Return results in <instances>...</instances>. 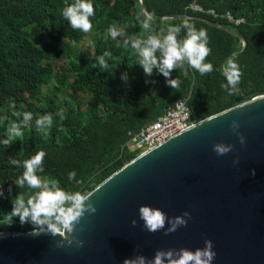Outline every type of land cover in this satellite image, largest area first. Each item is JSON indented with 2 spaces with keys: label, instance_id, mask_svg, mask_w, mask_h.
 I'll return each mask as SVG.
<instances>
[{
  "label": "trees",
  "instance_id": "trees-1",
  "mask_svg": "<svg viewBox=\"0 0 264 264\" xmlns=\"http://www.w3.org/2000/svg\"><path fill=\"white\" fill-rule=\"evenodd\" d=\"M71 2L0 0V136L16 119L14 111L33 113L24 135L9 148H0V186L6 196L10 187L15 191L18 175L7 157L27 158L43 149L48 153L46 178L91 192L139 155L127 149L129 133L137 134L178 101L186 100L195 123L242 104L237 92L229 95L222 87L227 83L222 64L225 69L229 60L242 72L238 88L248 96L264 92V0H94L96 14L89 33L73 30L63 20L61 10ZM141 12L154 14L158 31L186 22L206 29L214 71L203 76L190 68L187 76L183 69L174 71L173 78L182 81L176 89L155 74L151 79L156 84L146 85L142 69L122 47L123 38L114 41L106 35L107 27L116 23L129 32H142L136 23ZM104 52L109 53V72L96 68V57ZM124 71L134 77L127 87L119 79ZM61 111L66 117L62 122ZM44 113L54 117L47 137L35 125ZM70 171L77 173L73 182L67 181ZM10 211V200L0 199V212ZM29 231L32 226L18 219L0 226V233Z\"/></svg>",
  "mask_w": 264,
  "mask_h": 264
},
{
  "label": "water",
  "instance_id": "water-1",
  "mask_svg": "<svg viewBox=\"0 0 264 264\" xmlns=\"http://www.w3.org/2000/svg\"><path fill=\"white\" fill-rule=\"evenodd\" d=\"M236 92L242 104L142 153L93 189L87 203L96 212H85L71 245L44 233H0V264H124L138 256L150 264L158 250L195 251L205 240L214 244L213 264H264V92ZM220 143L232 151L217 155L213 147ZM141 205L191 218L175 232L164 234L166 220L151 233L139 217Z\"/></svg>",
  "mask_w": 264,
  "mask_h": 264
},
{
  "label": "clouds",
  "instance_id": "clouds-1",
  "mask_svg": "<svg viewBox=\"0 0 264 264\" xmlns=\"http://www.w3.org/2000/svg\"><path fill=\"white\" fill-rule=\"evenodd\" d=\"M96 8L94 0H72L66 4L61 15L63 20L73 30L89 33L93 30L92 19L95 17ZM145 16L143 12L137 15L136 23L142 32H129L127 26L119 23L110 24L106 29V35L116 40L122 39V47L133 58L134 65L139 66L146 79V85H155L156 81L151 79L153 75L164 77L165 85L172 89L179 88L182 81L179 77L173 78V72L183 69L184 75H188V69L194 70L201 76L214 71V64L208 60L212 53L209 47L208 32L204 28H197L195 23L186 22L183 25H169L166 29L157 30L154 27L152 16ZM108 52H104L96 57V68L101 72L111 71L106 59ZM185 65L187 67H185ZM227 83L222 85L229 95L238 90L242 72L239 65L229 60L224 69ZM119 79L124 86H129L134 77L128 71L121 72ZM152 92H155L154 90ZM12 115L16 118L10 121L2 136H0V148L7 149L13 141L24 135L28 122L33 120V113L30 111H14ZM64 113H59V120L65 119ZM199 124H194L193 129ZM54 124L52 113H44L35 120L38 131L45 137L50 134ZM233 131L238 130L239 124L232 122ZM240 143L244 144L245 139L241 135ZM213 151L223 156L232 151L231 145L223 143L216 144ZM48 153L40 149L35 154L27 158H18L16 155L7 157V164L18 173L14 184L15 191L10 187L5 195L4 185L0 186V199H9L11 211L7 214L0 212V226H11L15 220H19L21 225L32 226L31 235L41 233L52 237H61L65 245H71L69 235L72 234L79 224L85 212L95 213L96 209L92 204L87 203L93 194L92 192H82L62 186L60 181L46 178L45 158ZM238 163V161H236ZM255 175V172L252 173ZM76 171L67 174V181L76 180ZM17 186L20 191H17ZM139 217L143 221L144 228L151 233L164 229L165 221L169 227L165 235L175 232L179 226H186L190 219V213L184 212L183 216L168 218L167 214L151 205H141L138 209ZM133 226L136 221H132ZM69 241V243H66ZM78 247H83V242H77ZM214 244L211 240L204 241V247L195 251L181 248L175 250H158L152 258L150 264H213L216 257L213 251ZM124 264H146V258L138 256L127 259Z\"/></svg>",
  "mask_w": 264,
  "mask_h": 264
},
{
  "label": "built area",
  "instance_id": "built-area-1",
  "mask_svg": "<svg viewBox=\"0 0 264 264\" xmlns=\"http://www.w3.org/2000/svg\"><path fill=\"white\" fill-rule=\"evenodd\" d=\"M190 9L203 12V9L198 5H191ZM209 13L214 14L212 11ZM227 17L232 21L230 15ZM236 23L239 24V21ZM194 124L196 123L191 120V112L186 100H180L175 103L174 107L166 110L156 121L142 128L137 134L129 133L131 141L127 145V149L141 155Z\"/></svg>",
  "mask_w": 264,
  "mask_h": 264
}]
</instances>
